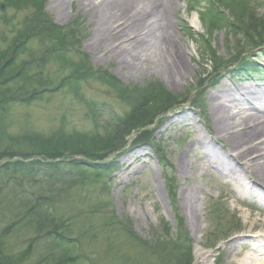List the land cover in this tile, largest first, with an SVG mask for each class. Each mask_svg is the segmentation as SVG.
Returning <instances> with one entry per match:
<instances>
[{
  "label": "rangeland",
  "instance_id": "obj_1",
  "mask_svg": "<svg viewBox=\"0 0 264 264\" xmlns=\"http://www.w3.org/2000/svg\"><path fill=\"white\" fill-rule=\"evenodd\" d=\"M49 3L0 0V65L13 58L4 75L8 78L25 63L32 69L38 66L43 81L32 83L31 90L45 91L31 104H6L0 110V153L7 152L1 163L41 160L33 156L36 142L24 138L35 134L74 135L80 147L79 136L99 142L87 146L89 158L78 146L56 160L65 165L79 161L84 170L72 168L54 178L0 174L4 255L17 264H173L172 243L181 222L192 241V264H233L238 257L225 249L230 242L264 237V206L230 191L213 170L190 173L188 164L202 156L199 146L186 158L187 176L180 170L179 156L195 135L209 138L214 127L211 94L219 86L264 88V0H178L176 21L183 24L177 36L190 70L175 83L157 75L124 80L116 73V58L107 59L110 47L92 43L95 27L89 14L75 3L68 9L70 17L62 19ZM39 7L53 24L73 34L75 41L63 57L61 50L45 54L56 42L41 44L33 38L15 47ZM194 17L197 28L190 23ZM79 54L87 58L84 67L91 75L74 80L72 63ZM99 70L115 76L131 90L128 95L92 75ZM20 84L3 88L11 86V93ZM152 92L178 105L139 134L124 136L133 103H142L143 94L151 99ZM182 114L191 120L174 123ZM145 131L149 139L139 141L137 136ZM18 151L26 154L18 157ZM134 151L140 152L135 156L139 159L130 166L124 158ZM192 195L198 200L199 230L187 210ZM32 206L36 212L31 213Z\"/></svg>",
  "mask_w": 264,
  "mask_h": 264
},
{
  "label": "bare ground",
  "instance_id": "obj_2",
  "mask_svg": "<svg viewBox=\"0 0 264 264\" xmlns=\"http://www.w3.org/2000/svg\"><path fill=\"white\" fill-rule=\"evenodd\" d=\"M178 0H50L49 9L68 19V9L75 3L90 16L95 27L92 43L110 47L107 59L116 58V73L123 78L164 76L170 83L190 70L187 52L178 41L176 21ZM198 27L197 18L190 21ZM104 49V48H103ZM211 114L214 127L209 138L195 135L179 156L184 176L186 158L195 146L202 156L188 164L193 175L213 170L222 184L241 197L258 200L264 206V88L219 86L212 94ZM187 115H179L174 123H187ZM188 126L194 127L192 124ZM195 128V127H194ZM220 144L223 149L217 148ZM134 151L124 158L130 166L139 158ZM205 172V171H203ZM186 201L194 228L199 230L193 195ZM238 244L242 251H238ZM233 264H264V237H244L225 248ZM250 250V251H248ZM246 252V253H245Z\"/></svg>",
  "mask_w": 264,
  "mask_h": 264
},
{
  "label": "trees",
  "instance_id": "obj_3",
  "mask_svg": "<svg viewBox=\"0 0 264 264\" xmlns=\"http://www.w3.org/2000/svg\"><path fill=\"white\" fill-rule=\"evenodd\" d=\"M36 1L40 2L42 0ZM31 24V26L30 24L28 25V27L26 26L24 32L19 35L18 40H16L15 42L16 48L20 47L23 42L27 41L28 39L33 38L39 40L41 44H44L48 41L52 43L56 42L57 46L54 47L53 50H50V48H48L45 54L47 55L50 52L54 54V52L58 53L61 50L59 53V57H63L65 55L66 48L71 45L70 41H75L73 40V34H71V31H69L70 33H67L64 31V28L53 24L47 17V15L42 11V8L40 9V7L36 10L35 16L31 20ZM260 42L261 41H259V43ZM13 53H15L14 49ZM75 56L78 57V59H76L72 63L73 74L70 76L71 79L73 78L74 80H80L83 77H89V75L91 74H89L88 70H86V66L84 67L87 62V58H83L82 54H79V56ZM12 60L13 58H11V60L9 61H6L5 64L0 65V110H4L6 108V104H31L33 101L41 99L42 93L45 92L44 90L42 92L36 89L31 90L32 83L43 81L40 70L36 72L38 66L35 67L36 69H32L31 67L29 68L30 64L25 63L22 67L17 69L18 71H15L13 74H11V76L7 75L8 78L5 77V72L12 67L10 64ZM1 61L2 59L0 54V62ZM245 62L248 64H252L251 62H249V60ZM245 62L243 63L244 65ZM250 66L258 71V68H256L257 66ZM246 69L247 68H245V70ZM92 75L97 76L98 79L106 81L120 95H128V93L131 91L121 86L120 81L115 76L107 74L104 71L99 70ZM15 81H20L24 84L18 85L17 88L11 93L10 90L8 91L11 86H7L5 89L3 88L5 85H8L10 83L13 84ZM149 95L151 99H149L147 95L143 94L144 99L141 98L140 100L142 101V103H133V110L131 113L132 117L123 124V134H125L124 136L128 137L134 132H137L140 129L146 128L147 126L153 124L156 118L166 114L169 110L178 105V103L173 102L169 98H163L162 96L157 97L153 92ZM147 99H149L150 101H147ZM124 136L122 137V139H124ZM79 137H83L81 138L83 140V145H81V147L77 143L73 142V138H75L74 135H68L62 132L58 136L55 135L44 137L35 134L30 137H24L26 139H32L36 142L35 145L37 146V155L34 154L33 156L42 159L32 160L30 162L25 160H18L14 162L1 163L3 158L7 157V152L2 154L0 153V174L3 175L7 172H15L25 174V176H29L32 178L35 176L54 178V176L61 177L65 173H70L72 171V168H74L75 170H84L85 168L81 166V163L79 161H73L68 163L67 165L61 164L60 162L56 163L57 159H61L65 155L64 150L72 152V150H76L75 148L78 146L79 148H81V155L87 156L88 158L92 156L89 154L90 149L88 148L93 146L94 143H98L99 140H97L96 138H84V136ZM137 139L139 141L148 140V133L146 131L142 132L137 136ZM88 145L90 147H87ZM8 153L12 154L14 152L9 151ZM16 153H19L17 156L21 158L26 154V152L23 151H18ZM36 206H32L33 210H31V213L36 212ZM5 235L6 234L0 236V264H17V262L11 261L10 258H8L3 253L1 242ZM172 244V249L175 255L173 258V264H192V241L190 239L189 233L185 230V227L181 224V222L177 224L176 239Z\"/></svg>",
  "mask_w": 264,
  "mask_h": 264
}]
</instances>
